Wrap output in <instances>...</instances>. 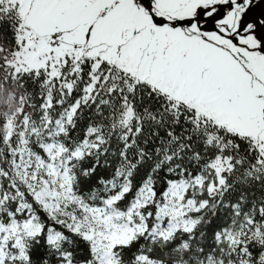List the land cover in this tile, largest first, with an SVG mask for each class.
I'll return each instance as SVG.
<instances>
[{
	"label": "snow or ice",
	"instance_id": "snow-or-ice-1",
	"mask_svg": "<svg viewBox=\"0 0 264 264\" xmlns=\"http://www.w3.org/2000/svg\"><path fill=\"white\" fill-rule=\"evenodd\" d=\"M0 264H264V0H0Z\"/></svg>",
	"mask_w": 264,
	"mask_h": 264
}]
</instances>
